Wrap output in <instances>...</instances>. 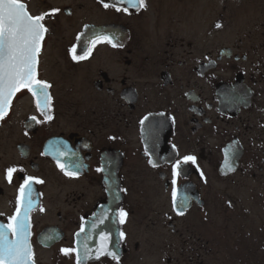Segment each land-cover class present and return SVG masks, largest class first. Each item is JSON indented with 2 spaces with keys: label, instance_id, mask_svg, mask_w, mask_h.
Returning a JSON list of instances; mask_svg holds the SVG:
<instances>
[{
  "label": "flooded vegetation",
  "instance_id": "obj_1",
  "mask_svg": "<svg viewBox=\"0 0 264 264\" xmlns=\"http://www.w3.org/2000/svg\"><path fill=\"white\" fill-rule=\"evenodd\" d=\"M22 2L33 16L59 9L43 21L37 69L51 85L52 119L24 89L0 120V224L15 214L24 180L43 181L32 184L35 264H76L61 249L83 255L85 242L93 254L83 264H130L144 258L131 225L168 230L182 244L181 259L164 253L166 264H210L212 253L218 264H264V0H145L127 13L100 0ZM93 34L122 46L99 43L73 60ZM185 156L196 163L182 164L173 185ZM174 187L178 201L188 197L183 215ZM211 199L225 216L216 236ZM104 233L118 261L95 258Z\"/></svg>",
  "mask_w": 264,
  "mask_h": 264
},
{
  "label": "snow or ice",
  "instance_id": "obj_2",
  "mask_svg": "<svg viewBox=\"0 0 264 264\" xmlns=\"http://www.w3.org/2000/svg\"><path fill=\"white\" fill-rule=\"evenodd\" d=\"M105 9L113 7L117 12L127 13L129 8L142 9L146 7L145 0H112V3L100 0ZM128 7H121V5ZM59 9H53L52 13H45L33 16L29 13L27 5L22 0H0V120H3L12 107L13 99L17 93L27 89L35 97L36 106L45 114L48 120L52 117L49 114L51 96L48 89L51 87L46 81L38 79L39 55L42 49V41L48 29L43 21L46 16L53 15ZM217 27H220L218 24ZM79 38V37H78ZM99 43H107L112 47H121L118 37L115 35L93 34L87 41L84 55H75L76 49L73 48V60H84L90 55L93 48ZM35 119V117H33ZM143 123V121H141ZM63 153H61L62 155ZM196 163L194 156H185L181 161L173 165V185H176L175 177L180 175L182 164ZM61 171L65 175H76L75 172L66 170L62 165ZM79 167V166H78ZM103 171V169H97ZM16 172L15 168L7 169V179L12 180V174ZM43 183L33 177H28L19 188V195L16 201L15 214L10 217L7 224H0V264H35L34 252L30 243L31 224L30 213L34 208L32 198V184ZM173 208L177 215H183L188 206V197H183L178 201L177 189L173 188L172 193ZM43 211V209H40ZM106 216V213H105ZM119 223L123 224L127 213L122 209L117 213ZM104 222V217L99 219V223ZM97 225L93 224L95 229ZM85 231L81 225L80 232ZM80 233H77V237ZM120 239L124 238V233H119ZM46 239H55L54 235H49ZM87 240V237H86ZM101 244L95 250V258L99 259L103 255L110 256L114 260H119L118 254L108 247L109 235L104 233L100 236ZM79 244V240L77 241ZM61 252L65 256L73 253L76 255V264H83L92 255V250L84 244L83 255L79 247L63 248Z\"/></svg>",
  "mask_w": 264,
  "mask_h": 264
},
{
  "label": "rangeland",
  "instance_id": "obj_3",
  "mask_svg": "<svg viewBox=\"0 0 264 264\" xmlns=\"http://www.w3.org/2000/svg\"><path fill=\"white\" fill-rule=\"evenodd\" d=\"M257 203L259 205L264 204V196L258 194L257 196ZM209 207V230L211 236L218 235V225L222 226L224 224L225 216L223 214V209L215 203L212 199L210 201ZM263 215V213L258 214V235L262 236L264 234V222L262 221V218L260 217ZM192 220L194 216L189 215ZM197 219V218H195ZM263 225V226H260ZM131 242H134L135 240H141L142 245V253H144V258L139 260H131L130 264H137V261L139 264H166V259H164V253H171L174 255V257L177 260L181 259V253L182 250V244L178 243L176 238L172 237L171 234L168 232V230H161V229H153V228H134L133 225L129 228ZM248 235V234H246ZM136 237V238H134ZM139 238V239H138ZM260 246H264V244H259ZM45 254V253H43ZM163 256V257H162ZM162 257V258H161ZM183 258V257H182ZM219 255L217 254H211L209 258L210 264H218ZM182 264H190L189 260L186 258H183ZM45 262L48 263L49 259L46 258ZM193 264H196L195 261H193Z\"/></svg>",
  "mask_w": 264,
  "mask_h": 264
},
{
  "label": "water",
  "instance_id": "obj_4",
  "mask_svg": "<svg viewBox=\"0 0 264 264\" xmlns=\"http://www.w3.org/2000/svg\"><path fill=\"white\" fill-rule=\"evenodd\" d=\"M89 259V258H88ZM88 259L87 260H85V263L88 261Z\"/></svg>",
  "mask_w": 264,
  "mask_h": 264
}]
</instances>
